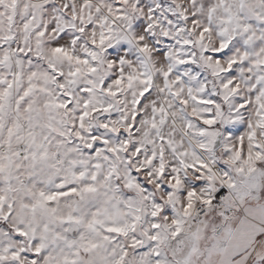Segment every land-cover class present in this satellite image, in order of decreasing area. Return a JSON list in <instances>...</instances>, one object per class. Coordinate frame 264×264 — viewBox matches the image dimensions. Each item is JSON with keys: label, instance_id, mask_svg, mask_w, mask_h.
Wrapping results in <instances>:
<instances>
[{"label": "snow or ice", "instance_id": "obj_1", "mask_svg": "<svg viewBox=\"0 0 264 264\" xmlns=\"http://www.w3.org/2000/svg\"><path fill=\"white\" fill-rule=\"evenodd\" d=\"M0 264H264V0H0Z\"/></svg>", "mask_w": 264, "mask_h": 264}]
</instances>
